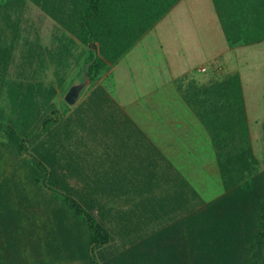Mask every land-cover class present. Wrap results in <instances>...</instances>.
<instances>
[{"label": "trees", "instance_id": "obj_1", "mask_svg": "<svg viewBox=\"0 0 264 264\" xmlns=\"http://www.w3.org/2000/svg\"><path fill=\"white\" fill-rule=\"evenodd\" d=\"M28 1L90 50L85 65L92 61L89 75L96 83L67 114L47 103L33 118L6 100L0 133L24 158L31 184L72 215L85 264H162L155 243L167 224L184 238L191 264H264V169L253 156L239 75L211 79L205 87L190 84L192 94L182 93L214 155L204 169L224 189L209 203L113 99V85L97 82L180 0ZM213 4L229 45L264 42V0ZM6 43L0 41V85H8L1 82L11 54ZM117 219L126 222L120 233ZM44 252L10 261L0 247V264H51Z\"/></svg>", "mask_w": 264, "mask_h": 264}, {"label": "rangeland", "instance_id": "obj_2", "mask_svg": "<svg viewBox=\"0 0 264 264\" xmlns=\"http://www.w3.org/2000/svg\"><path fill=\"white\" fill-rule=\"evenodd\" d=\"M24 2L20 8L7 7L15 13L11 11L7 15L5 12L7 19L0 21L4 33L0 41L7 40L6 46L11 51L7 70L2 72L1 82L8 85H0V105L8 100L12 108L24 106L28 115L38 118L43 105L53 103L67 114L69 107L63 96L71 84L83 77L90 50L66 35L39 7L28 0ZM227 45L219 57L205 66V72H191L181 81L177 79L162 87L153 96L122 107L205 203L219 198L224 189L204 169L214 155L193 106L183 98L184 91L189 90L191 94L194 91L186 89L190 84L205 87L211 79L239 75L253 156L259 168L264 169V42ZM97 82L113 85V68ZM94 83H90L83 95ZM144 91L145 87L118 84L116 95L120 101L128 103ZM6 142L4 134L0 133V146L4 151L0 154V247L6 258L34 259L36 253L49 250L51 264H56L54 261L59 257L57 263L60 264H85L75 241L72 215L49 191L31 184L24 170V158L14 153ZM191 197L192 194L188 197L190 201ZM193 205L191 201L190 206ZM125 224L122 219L116 220L118 233ZM177 230L172 224L165 225L160 241L155 243L164 253L162 264H191L190 256H186L185 240ZM117 241L123 243L119 236ZM125 244H128L126 240ZM151 249L155 251L154 247Z\"/></svg>", "mask_w": 264, "mask_h": 264}, {"label": "crops", "instance_id": "obj_3", "mask_svg": "<svg viewBox=\"0 0 264 264\" xmlns=\"http://www.w3.org/2000/svg\"><path fill=\"white\" fill-rule=\"evenodd\" d=\"M22 1L0 0V21L7 19L5 12H14L7 7L20 8ZM227 44L213 0H180L113 66V99L127 108L153 96L175 80L205 68ZM118 84L145 87V91L135 101L122 102L116 95Z\"/></svg>", "mask_w": 264, "mask_h": 264}, {"label": "water", "instance_id": "obj_4", "mask_svg": "<svg viewBox=\"0 0 264 264\" xmlns=\"http://www.w3.org/2000/svg\"><path fill=\"white\" fill-rule=\"evenodd\" d=\"M92 61L84 66L83 77L71 84L66 90L63 100L68 107H74L81 99L83 93L91 83V77L89 75V67Z\"/></svg>", "mask_w": 264, "mask_h": 264}, {"label": "built area", "instance_id": "obj_5", "mask_svg": "<svg viewBox=\"0 0 264 264\" xmlns=\"http://www.w3.org/2000/svg\"><path fill=\"white\" fill-rule=\"evenodd\" d=\"M205 71H206L205 68H201V69H200V72H205Z\"/></svg>", "mask_w": 264, "mask_h": 264}]
</instances>
